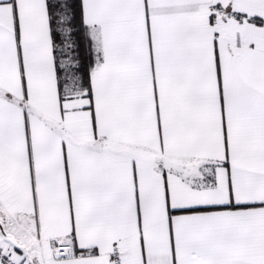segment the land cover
<instances>
[{
	"label": "snow or ice",
	"instance_id": "snow-or-ice-1",
	"mask_svg": "<svg viewBox=\"0 0 264 264\" xmlns=\"http://www.w3.org/2000/svg\"><path fill=\"white\" fill-rule=\"evenodd\" d=\"M0 264H264V0H0Z\"/></svg>",
	"mask_w": 264,
	"mask_h": 264
}]
</instances>
